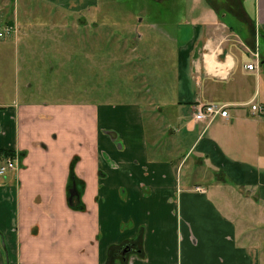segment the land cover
I'll use <instances>...</instances> for the list:
<instances>
[{
    "label": "crops",
    "instance_id": "0c3cea01",
    "mask_svg": "<svg viewBox=\"0 0 264 264\" xmlns=\"http://www.w3.org/2000/svg\"><path fill=\"white\" fill-rule=\"evenodd\" d=\"M150 2L173 10L111 22L103 0H0V29L18 28L0 62L33 68L0 77V165L18 156L0 176V264H124L126 245L135 264H264V0ZM134 33L167 45L157 70L147 43L101 56L104 36ZM106 59L135 69L140 101H95ZM38 66L72 68L76 90ZM203 104L230 119L194 121Z\"/></svg>",
    "mask_w": 264,
    "mask_h": 264
},
{
    "label": "rangeland",
    "instance_id": "374dc122",
    "mask_svg": "<svg viewBox=\"0 0 264 264\" xmlns=\"http://www.w3.org/2000/svg\"><path fill=\"white\" fill-rule=\"evenodd\" d=\"M172 5L170 4H157L150 2L149 0H103L102 3V13H107L108 16H103L104 19H110L111 22H117L119 21L122 16L129 14L133 15L136 19H146V17H151L154 15V13H158L159 11L167 12V10H173L171 9ZM177 11H181V13L185 12L184 5L181 4V8H179ZM124 13V14H123ZM46 13H41L35 18L38 22H45L49 18L45 16ZM182 16V14H181ZM115 18V19H113ZM49 23H51L49 21ZM51 23L50 25H52ZM46 25V22H45ZM48 25V23H47ZM7 37V36H6ZM4 37V38H6ZM9 36L8 39H10ZM47 37L44 36L45 41ZM150 39H155V35H151ZM4 40V39H3ZM0 39V42L3 41ZM32 42H40L43 41L37 36H33L31 39ZM22 42V41H21ZM147 43L149 45V49H153L154 52L150 51V54L152 55L151 61H150V68L157 70L158 67V58L162 57V51L167 50L165 42L162 40L160 41H149L146 42V38L143 41H140L139 36L137 33H134L132 35H109L104 36V40L102 41L101 45V56H104L108 51H111V53H114V56H117L119 54L124 53V49L126 52H130V50L134 47H137L139 50L137 54L142 53L143 46ZM40 54L39 56H41ZM22 57V52H21ZM19 58L18 64H15V54L12 51L7 52V58L5 61L0 62V77L3 74V71H5L6 76L12 75L13 77L16 76V74L20 76H23L25 74V71L27 69H33V68H24L21 66L22 64V58ZM102 66L99 67V71L97 74H99V94L97 97H95V101L98 103H122V104H129L140 101L139 99H136L134 97V93L132 92L134 88H140V83H133L132 80H130V74L131 71H134V68L125 67L123 64V61L120 59H115L114 61H110L109 59H106L101 62ZM144 65H146L147 62L143 61ZM44 68L46 66H38L37 72L41 75V77H44L48 79L49 81H52L53 85H55L54 81L55 79H59L60 82L66 83L57 90L59 93H70L72 90L75 91L77 88L76 83V77H72L69 74V71L71 72L72 68L68 69H60V73L58 75H54L50 73H47ZM69 70V71H68ZM68 72V79L66 78V74ZM138 78L136 81L140 80L139 75H137ZM23 82V79H21V83ZM46 86V84H45ZM35 101H40L39 99H35ZM134 255V254H132Z\"/></svg>",
    "mask_w": 264,
    "mask_h": 264
},
{
    "label": "built area",
    "instance_id": "2783aa9c",
    "mask_svg": "<svg viewBox=\"0 0 264 264\" xmlns=\"http://www.w3.org/2000/svg\"><path fill=\"white\" fill-rule=\"evenodd\" d=\"M18 32V28L14 26H6L5 28L0 29V39L14 35ZM255 65H248V69L253 70ZM252 112L256 116L264 117V103L258 102L256 100L251 101L250 103ZM218 118H223L225 120L230 119L229 111L227 106H222L218 104H203L195 107L194 118L193 120L198 123L211 124L216 121ZM18 169V156L6 157L3 163L0 165V176L5 175L9 171ZM198 192L205 193L204 188H197ZM124 264H135L134 257L125 261Z\"/></svg>",
    "mask_w": 264,
    "mask_h": 264
},
{
    "label": "trees",
    "instance_id": "16d2710c",
    "mask_svg": "<svg viewBox=\"0 0 264 264\" xmlns=\"http://www.w3.org/2000/svg\"><path fill=\"white\" fill-rule=\"evenodd\" d=\"M1 153V152H0ZM16 154L14 152H6L4 157H14ZM70 181L72 182V185L74 182H77V179L72 176L71 177V174H70ZM79 199H77L76 197L73 199V203H72V207L77 210V211H83V203L81 201V195H79Z\"/></svg>",
    "mask_w": 264,
    "mask_h": 264
},
{
    "label": "flooded vegetation",
    "instance_id": "af4514ba",
    "mask_svg": "<svg viewBox=\"0 0 264 264\" xmlns=\"http://www.w3.org/2000/svg\"><path fill=\"white\" fill-rule=\"evenodd\" d=\"M74 192V189L73 190H71V192ZM77 198V199H79V194H78V192L76 191V189H75V195L73 196V198L71 199V193H70V202H71V204L73 203V199L74 198ZM132 246L131 245H126V246H124L123 248H121V250L119 251V255H120V253H122L124 250H131V252H132ZM128 253L124 258H122V259H124V261H128V259H129V256H131L132 255V253ZM125 263V262H124Z\"/></svg>",
    "mask_w": 264,
    "mask_h": 264
},
{
    "label": "water",
    "instance_id": "95a60500",
    "mask_svg": "<svg viewBox=\"0 0 264 264\" xmlns=\"http://www.w3.org/2000/svg\"><path fill=\"white\" fill-rule=\"evenodd\" d=\"M74 195H75V188H74V192L73 191L71 192V199L73 198ZM130 252L131 250H124L122 253H120V256L124 258Z\"/></svg>",
    "mask_w": 264,
    "mask_h": 264
}]
</instances>
